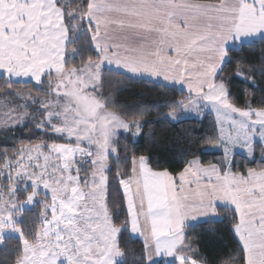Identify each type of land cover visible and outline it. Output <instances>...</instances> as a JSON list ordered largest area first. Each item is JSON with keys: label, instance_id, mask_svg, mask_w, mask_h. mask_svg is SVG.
I'll list each match as a JSON object with an SVG mask.
<instances>
[{"label": "snow or ice", "instance_id": "obj_1", "mask_svg": "<svg viewBox=\"0 0 264 264\" xmlns=\"http://www.w3.org/2000/svg\"><path fill=\"white\" fill-rule=\"evenodd\" d=\"M256 44L264 53V0H0V132L12 141L0 149V243L15 234L14 264H125L124 231L143 238L139 264H209L185 229L218 204L232 213L236 248L217 264H264V90L258 106L247 91L240 105L222 76L233 48ZM105 71L186 88L166 116L214 113L218 132L205 142L222 159L154 171L143 155L129 166L125 145L122 162L119 130L139 135L146 110L118 112ZM256 73L264 79V59L236 61V75L259 87ZM32 82L47 90L29 111L37 99L14 89ZM237 155L257 166L240 167Z\"/></svg>", "mask_w": 264, "mask_h": 264}, {"label": "trees", "instance_id": "obj_2", "mask_svg": "<svg viewBox=\"0 0 264 264\" xmlns=\"http://www.w3.org/2000/svg\"><path fill=\"white\" fill-rule=\"evenodd\" d=\"M262 46H242L233 48L230 51V59L224 65L222 76L228 81L233 97H239L238 104L243 105L245 91L254 94L258 106L262 90H264V79L259 73L255 79L259 87L251 85L250 81L236 75V61L243 60L245 64L260 66L264 59ZM95 50L83 51L73 61L79 65L81 59H87L94 55ZM103 94L108 96L116 106V110L123 114L136 113L140 108L146 110L141 120V133L134 138L130 133L119 134L121 157L125 156L124 146L127 145L128 164L130 166L131 156L143 155L148 160V165L153 170H168L171 173H178L183 169L186 161L198 158L201 163H216L222 159L223 153L210 149L213 145L205 142V137L218 132L216 120L213 114L206 112L199 118H183L178 121H171L166 113V101L179 100L187 96V92L171 85L167 90L161 88L157 83L147 79L126 80L120 76L105 71ZM46 80V78H45ZM31 84H18L14 91L29 92L33 95L46 96L47 85L38 86L40 90ZM0 99H3L0 96ZM29 111L36 107V104H29ZM4 134L0 132V149L5 146L11 148L12 141L4 144ZM38 137L33 136L32 142H38ZM19 147V144H16ZM259 153H257V158ZM235 164L240 167H256V162L246 163L241 155L235 157ZM115 174V168L110 173V178ZM217 217L195 224H190L185 229V242L196 250L195 259L207 257L209 264H217L218 260L224 258L229 251L236 248V238L232 231V213L225 207H217ZM39 206H34L31 211L24 214L25 224L31 226V217L39 215ZM18 239L15 236H6L3 243H0V264H14L16 259V245ZM120 246L125 251V264H139L136 257L142 256L143 242L133 237L129 231H124L120 236ZM160 264H163V260Z\"/></svg>", "mask_w": 264, "mask_h": 264}, {"label": "rangeland", "instance_id": "obj_3", "mask_svg": "<svg viewBox=\"0 0 264 264\" xmlns=\"http://www.w3.org/2000/svg\"><path fill=\"white\" fill-rule=\"evenodd\" d=\"M237 76H239V77H241V78H243L244 79V77L242 76V75H237ZM18 92H21V91H18ZM23 94H24V96L25 97H27L28 96V94H29V92H22ZM31 96L32 97H35L36 99H37V103H36V107H38L39 106V101L40 100H43V99H45L46 98V96H39L38 94L35 96V95H33V94H31ZM25 101L24 100H17V101H15V102H13V103H9L8 105H7V110H11V109H13V108H15L16 107V104H23ZM27 103L28 104H31L32 103V101L29 99L28 101H27ZM4 105V99H0V115H2L3 114V112L5 111V109L2 107ZM204 113H206V111L204 112H202L200 115H196V113H194V112H186V113H183L181 116H180V119L179 120H181V119H183V118H199V117H201V116H203V114ZM212 114V113H211ZM214 116V115H213ZM168 118V117H167ZM169 120H171V121H178V120H172L171 118H168ZM124 134V133H130L131 135H132V133L131 132H125L123 129H121V130H119V134ZM133 136V135H132ZM138 136V135H137ZM137 136H133L134 138H136ZM214 148H216V147H214V146H212L210 149H212V150H218V148H216V149H214ZM219 151H221V150H219ZM222 153H223V151H221ZM0 183H2V184H5L6 185V183H7V181L6 180H3V179H0ZM5 235V237L6 236H15V234H11V233H5L4 234ZM16 237V236H15ZM166 259H171V258H166Z\"/></svg>", "mask_w": 264, "mask_h": 264}, {"label": "crops", "instance_id": "obj_4", "mask_svg": "<svg viewBox=\"0 0 264 264\" xmlns=\"http://www.w3.org/2000/svg\"><path fill=\"white\" fill-rule=\"evenodd\" d=\"M144 79H147V80H151V81H154V78H147V77H145ZM173 86H176V87H178V88H180V89H182V90H184L185 92H187V89L186 88H183L181 85H173ZM210 112V113H212L210 110H208V109H205L204 110V112ZM213 115H214V117H215V114L214 113H212ZM215 120H216V117H215ZM217 129H218V126H217ZM214 149H216V148H214ZM219 150H221L222 151V149H218V151ZM238 153L240 152V149H237L236 150ZM193 159H198V158H192V159H190V160H193ZM199 160V159H198ZM200 161V160H199ZM203 164V163H202ZM204 165H207V164H204ZM149 166V165H148ZM150 167V166H149ZM154 171H163V170H154ZM218 206H221V207H224L223 205H219L218 204ZM217 206V207H218ZM217 217V215L216 214H210V215H208V216H197V218L195 219V220H188L187 221V225H190V224H195V223H198V222H201V221H205V220H208V219H214V218H216ZM132 235V234H131ZM133 237H136V238H138V239H140L142 242H143V238L142 237H139L138 235H132ZM155 259L158 261V260H164V259H166V258H161V257H155Z\"/></svg>", "mask_w": 264, "mask_h": 264}]
</instances>
